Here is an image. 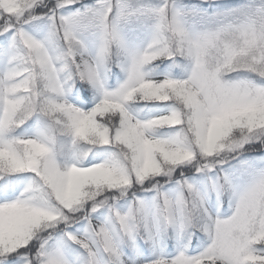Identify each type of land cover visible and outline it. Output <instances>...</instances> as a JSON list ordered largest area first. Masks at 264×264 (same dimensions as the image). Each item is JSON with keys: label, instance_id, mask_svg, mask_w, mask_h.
<instances>
[{"label": "snow or ice", "instance_id": "snow-or-ice-1", "mask_svg": "<svg viewBox=\"0 0 264 264\" xmlns=\"http://www.w3.org/2000/svg\"><path fill=\"white\" fill-rule=\"evenodd\" d=\"M0 264H264V0H0Z\"/></svg>", "mask_w": 264, "mask_h": 264}]
</instances>
